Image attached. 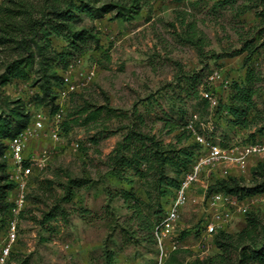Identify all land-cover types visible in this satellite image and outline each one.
<instances>
[{
	"label": "rangeland",
	"instance_id": "374dc122",
	"mask_svg": "<svg viewBox=\"0 0 264 264\" xmlns=\"http://www.w3.org/2000/svg\"><path fill=\"white\" fill-rule=\"evenodd\" d=\"M138 1L140 10L131 20L112 19L106 14L89 23L95 28L99 46L93 48L90 43L83 51H76L74 55L81 62L74 81L81 82L89 70L93 75L65 101L62 141L44 172L29 182L26 203L18 215V239L6 264H157L155 243L140 225L144 218L155 223L161 214L148 199L146 190L151 186L132 169L125 171L123 178L111 173L109 153L126 131L125 126L139 115L141 121L135 119L137 126L133 127L153 134L164 144H189V140L182 137L179 141L176 132L168 131L167 121L182 124L193 113L209 118L214 108H206L199 90L212 69L221 67L232 78L242 80L246 67L253 66L263 78L264 43H260L264 35L258 30L264 22L255 0ZM249 41L257 46L251 55L248 50L232 53ZM51 42L55 50L67 48L62 38H52ZM5 55L0 51V73ZM35 70V66L30 68L29 79L3 86L2 96H20L33 103L38 90L31 83ZM257 87L250 125L232 124L222 116L219 123L215 122L213 133L219 142H264V128L259 130L264 125V79ZM83 106L89 111L99 106L103 109L99 118L82 123L85 113L78 110ZM108 107L112 111L107 112ZM4 108L0 98V110ZM41 108L50 115L46 105ZM72 142L78 143L77 150L72 149ZM49 143L41 138L32 148ZM258 162L264 163V154L250 160L248 173L230 169V175L247 182ZM69 179L74 182L71 198L61 200ZM205 181L200 179L192 186L181 210L175 231L182 247L161 264H186L195 257L218 252L215 246L206 248L199 242L202 196L211 183ZM129 187L138 208L132 199L122 198V190ZM10 208L1 213L0 241L5 234L3 218L11 216ZM257 211L264 222V205ZM50 214L53 216L45 219ZM239 227L233 220L225 230L233 233Z\"/></svg>",
	"mask_w": 264,
	"mask_h": 264
},
{
	"label": "trees",
	"instance_id": "16d2710c",
	"mask_svg": "<svg viewBox=\"0 0 264 264\" xmlns=\"http://www.w3.org/2000/svg\"><path fill=\"white\" fill-rule=\"evenodd\" d=\"M255 1V6L260 7L258 15L262 16L264 22V0ZM139 10L138 0H0V51L6 54L0 73V98L5 107L0 110L1 213L11 207L10 196L14 192V183L9 179V162L3 155L7 141L30 122L29 104H34L37 108L46 105L49 113H54L57 108L56 97L62 87V73L59 71L62 72L67 63L76 57V51H83L90 43L93 48L99 46L95 28L89 23L106 14L112 19L131 20ZM258 32L263 36L264 26L260 27ZM52 38H62L67 48L59 51L53 49ZM262 43L264 40L260 44ZM256 48L257 46H252L249 41L232 53L239 54L248 50L251 55ZM33 66L36 67V76L31 83L38 89L33 103H28L20 96H2L3 86L14 80L29 79V71ZM262 79L264 76L262 78L253 66L246 67L242 80L230 76L229 88L217 91L218 101L213 109L214 122L219 123L222 116H225L232 124L249 126L254 117L249 118V113L256 107L255 96L259 89L257 82ZM203 101L207 108V101ZM102 109L103 107L99 106L89 111L83 106L78 110L82 115L85 113L81 122L87 123L99 118ZM110 111L112 108L108 107L107 112ZM137 117L133 118L131 125L125 126L126 131L109 153L107 164L110 172L118 178H123L125 171L132 169L135 175L144 179L146 185L151 186L152 190H146L148 199L154 201L161 214L155 223L149 218H144L140 225L155 243L154 226L162 218L170 192L179 185L183 172L190 167L199 146L182 128L185 122L177 124L167 121L168 131L176 132L177 140L180 141L182 137L189 140V144L177 146L176 143L164 144L153 134L135 128V119H139L138 123L141 121V116ZM73 120L77 121V118ZM263 128L264 125L259 127V130ZM210 180L207 194L222 191L243 199L264 191V163L258 162L252 167L251 177L247 182L241 176L230 174L212 176ZM73 184L71 179L67 181L61 200L71 198ZM121 194L124 200L132 199L134 207L138 208L139 203L132 187L123 189ZM52 216L53 214L47 215L45 219ZM243 220L244 225L238 231L232 233L220 229L213 235L211 246L218 250L215 255L195 257L186 264H264L262 216L258 211L250 210L243 215Z\"/></svg>",
	"mask_w": 264,
	"mask_h": 264
},
{
	"label": "built area",
	"instance_id": "2783aa9c",
	"mask_svg": "<svg viewBox=\"0 0 264 264\" xmlns=\"http://www.w3.org/2000/svg\"><path fill=\"white\" fill-rule=\"evenodd\" d=\"M80 62L81 58L76 56L63 69L62 87L58 91L55 112L48 115L42 108H34L30 105V122L7 141L3 157L9 162V179L14 183V192L10 198L12 214L5 218V234L0 241V264L8 262L13 246L17 242L18 215L26 203L31 178L38 177L44 172L56 152V145L62 141L60 124L65 101L69 93L77 91L93 75V71L89 70L81 82H75V69ZM230 81V76L221 67L209 72L199 94L207 101L210 109L217 105L216 89L227 90ZM212 110L207 119H201L196 113L191 114L182 127L198 143L199 149L190 167L183 172L179 185L172 191L173 194L169 197L162 218L154 226L157 264H161L170 253L182 247L175 230L192 186L200 179L205 178V182L208 183L212 176H226L230 174L231 168H236L239 173L246 174L249 172L250 160L264 154V142L261 141L249 140L243 143L221 144L213 135L216 126ZM41 138L48 139L49 145L32 148V144ZM71 146L73 150H77L78 143L72 142ZM261 205H264V191L239 199L222 191H212L207 194L205 190L198 224L199 242H202L206 248L210 247L213 235L218 230L226 229L238 216H243L250 210L257 211Z\"/></svg>",
	"mask_w": 264,
	"mask_h": 264
},
{
	"label": "crops",
	"instance_id": "0c3cea01",
	"mask_svg": "<svg viewBox=\"0 0 264 264\" xmlns=\"http://www.w3.org/2000/svg\"><path fill=\"white\" fill-rule=\"evenodd\" d=\"M233 170V173H238L237 169L236 168H231ZM235 222L237 225H240L239 228H241L243 225H244V220H243V216H238L236 219H235Z\"/></svg>",
	"mask_w": 264,
	"mask_h": 264
}]
</instances>
